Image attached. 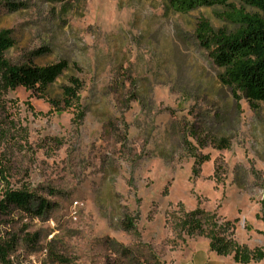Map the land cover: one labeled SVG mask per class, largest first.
<instances>
[{
    "label": "rangeland",
    "instance_id": "rangeland-1",
    "mask_svg": "<svg viewBox=\"0 0 264 264\" xmlns=\"http://www.w3.org/2000/svg\"><path fill=\"white\" fill-rule=\"evenodd\" d=\"M10 1L17 10L0 0V32L13 41L4 57L67 69L44 96L0 88V201L27 189L51 206L40 216L0 210V241L12 245L0 264H129L124 249L141 264H172L189 238L176 223L196 208L264 252V101L223 86L195 36L201 19L231 29L222 7ZM70 76L82 82V118L48 101ZM184 141L207 157L197 175ZM123 215L138 216L135 231L119 226Z\"/></svg>",
    "mask_w": 264,
    "mask_h": 264
},
{
    "label": "trees",
    "instance_id": "trees-1",
    "mask_svg": "<svg viewBox=\"0 0 264 264\" xmlns=\"http://www.w3.org/2000/svg\"><path fill=\"white\" fill-rule=\"evenodd\" d=\"M170 7L179 13H188L200 7H222L218 11V18L231 26L213 28L211 24L201 19L195 27V36L199 44L206 50L209 58L220 72L217 77L219 82L233 91L241 92L246 100L255 106L264 101V0H168ZM234 2H239L237 8ZM9 9L17 10L18 4L5 0ZM245 7H249L247 11ZM7 30L0 32V88L2 90L24 87L38 93L40 96L47 94L51 85L62 76L67 69L65 61H58L43 66L36 65L31 61L13 64L4 57V52L13 46V41L8 37ZM69 84L62 85L60 98H49L51 106L62 111L73 108L78 117H83L79 92L82 82L78 77L70 76ZM196 136L195 133H188ZM187 152L194 157L192 168L193 175L199 172L201 162L207 157L200 159L192 150L189 141H184ZM3 171L0 168V179ZM13 206L32 215H42L51 206L41 197H37L27 189H8L0 201V210L5 212ZM136 216L123 215L119 226L125 231H135ZM257 217L264 225V195L260 200V213ZM179 231L188 237L204 236L209 240L210 249L218 255L233 256L236 262L248 263L262 261L264 252L260 249H249L238 244L228 234L214 215L200 208L183 212L177 221ZM228 224V221L225 223ZM264 235V230L262 231ZM12 245L0 241V263H4ZM124 249V248H123ZM123 255L129 257V264H141L132 257L130 250L124 249ZM64 260V259H62ZM135 262V263H134ZM122 264H127L126 262Z\"/></svg>",
    "mask_w": 264,
    "mask_h": 264
},
{
    "label": "crops",
    "instance_id": "crops-1",
    "mask_svg": "<svg viewBox=\"0 0 264 264\" xmlns=\"http://www.w3.org/2000/svg\"><path fill=\"white\" fill-rule=\"evenodd\" d=\"M172 264H264L262 261L236 262L231 254L218 255L210 249L209 240L204 236L187 239L183 250L177 251Z\"/></svg>",
    "mask_w": 264,
    "mask_h": 264
}]
</instances>
